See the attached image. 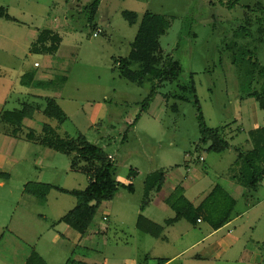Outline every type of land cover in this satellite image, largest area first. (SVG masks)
Here are the masks:
<instances>
[{"label": "rangeland", "instance_id": "obj_1", "mask_svg": "<svg viewBox=\"0 0 264 264\" xmlns=\"http://www.w3.org/2000/svg\"><path fill=\"white\" fill-rule=\"evenodd\" d=\"M92 1L0 0V7L12 18L0 17V112L24 104L34 107L33 117L23 119L15 136L5 132L7 126L0 122V264H24L33 250L43 253L48 264L71 263L77 257V250L52 248L48 237L60 233L64 225L54 219L71 209L76 197L55 188L43 199L24 191L25 184L33 182L82 190L89 181L83 170L71 168L72 156L26 136L29 130L43 136V122L62 138L82 134L112 156L118 190L99 204L84 233L89 247L101 246L102 257L114 252L117 264L121 258L142 264L149 245L145 239L153 240L135 226L139 213L149 214L140 206L148 200L144 183L152 171L164 172L159 190L148 196L160 222L161 216H169L163 202L175 196L171 187L176 182L195 186L200 178L222 185L237 198L238 212L246 201L256 206L231 227L264 215V174L255 189L244 188L237 180V153L251 148L248 130L264 126V109L246 94L244 56L234 58L250 48L252 60L264 65V36L253 26L251 36L243 34L245 19L253 22L264 16V0H99L94 24L103 32L97 36H92L94 28L86 21V6ZM125 9L139 18L148 10L169 20L159 37L161 53L180 62L182 80L192 73L204 121L210 128L226 125L223 135L229 148L220 153L208 150V144L196 149L200 138L196 108L189 101H176L178 111H171L168 105L174 100L166 103L162 97L174 89L170 83L157 88L148 108L141 110L151 84L139 86L125 79L117 66L138 27V22L130 25L123 18ZM44 27L58 32L62 42L54 54L31 53V34ZM34 61L40 67H33ZM29 70L40 76L39 81L50 82L43 87L22 85L21 73ZM45 97L57 101L67 116L64 122L43 115ZM188 241L184 238L179 244ZM260 250L264 255L263 245ZM35 264L44 263L36 259Z\"/></svg>", "mask_w": 264, "mask_h": 264}, {"label": "trees", "instance_id": "obj_2", "mask_svg": "<svg viewBox=\"0 0 264 264\" xmlns=\"http://www.w3.org/2000/svg\"><path fill=\"white\" fill-rule=\"evenodd\" d=\"M99 0H93L86 6V21L92 25L94 30V18ZM249 6L246 8L249 10ZM121 14L128 24L133 25L138 22L137 31L130 42V48L127 55L118 60L117 66L119 74L125 79L141 86L146 82L151 84L147 96L143 100L141 110L145 111L150 101L153 99L157 88L163 83H170L174 89L162 93L163 99L168 103L170 99L174 102L168 105L173 112L178 111L176 101H189L197 111V121L200 132L199 143L196 146L198 150L201 145H207V149L217 153L223 152L229 148L230 143L223 135V129L226 126L210 128L206 125L195 94V84L192 73L190 72L185 79H181L183 69L180 62L171 56H163L160 50L159 37L165 33L169 27V20L162 14L151 11H144L138 16L135 11L122 10ZM0 17L9 20L12 19L5 13V8L0 7ZM264 16L259 17L253 22L250 18L245 19L243 34L244 37L252 35L250 28H255V32L264 36ZM257 25V27H255ZM253 26V27H252ZM93 32V31H92ZM103 30L100 32L102 33ZM61 36L58 32L50 28H40L35 39L30 43L29 51L36 54H54L60 45ZM242 56L234 55L235 60L244 56L246 63L245 74L249 80V89L246 94L253 97L258 106L264 109V65L252 60L254 52L250 48L241 51ZM243 59V58H242ZM35 73L27 71L21 75L20 83L24 86L33 84L35 87H43L47 82L33 81ZM253 84L256 87H253ZM34 107L30 104H24L21 108L12 110H3L0 112V122L5 123L7 128L5 132L15 136L22 126L24 118H32ZM47 119L56 120L62 123L67 116L54 98L45 97V106L42 110ZM138 117V116H137ZM43 136L36 137L32 130L26 133L31 140L40 141L43 145L51 147L56 151H62L71 157V168L81 169L88 175V184L82 190H68L62 187L53 186L49 183L33 182L26 183L24 191L32 196L43 199L52 189H58L61 192L72 194L76 197L75 205L61 215L57 221L66 223L73 230L84 233L93 219L95 211L99 204L113 198L118 190L119 183L114 179L113 164L102 148L86 139L82 134L77 137H59L55 130L43 122ZM248 137L252 143L251 148L244 151H238L237 159L240 162L237 180L244 188L255 189L262 180L264 174V126H259L248 130ZM124 139V136H123ZM200 158V157H199ZM164 172L162 170L152 171L144 183L145 199H148L140 208L143 209L150 200L149 193L153 190H159L160 181L162 182ZM133 190L132 184L126 186ZM172 199H166L169 207L175 212L173 217L166 218L164 223L171 224L174 221L184 218L191 223L197 221V218L203 219L212 228L217 229L229 221L232 216V210L235 205V199L220 184H215L202 201L194 206L184 195L183 187H175ZM144 201V200H143ZM135 226L141 232L153 237H157L162 231V225L155 223L139 213L136 217ZM41 257L36 251H32L24 264H35V260Z\"/></svg>", "mask_w": 264, "mask_h": 264}, {"label": "crops", "instance_id": "obj_3", "mask_svg": "<svg viewBox=\"0 0 264 264\" xmlns=\"http://www.w3.org/2000/svg\"><path fill=\"white\" fill-rule=\"evenodd\" d=\"M96 27L99 26L97 25ZM37 29L33 35L31 34L33 37L30 42L35 39L39 30ZM50 29L55 31L51 27ZM48 60H51L50 57ZM35 62L36 61L33 62V67H40V64L35 66ZM33 72L35 73V71ZM23 73L25 72H22L21 75ZM42 73L45 76L48 74L46 72ZM39 80H41L40 76H37L35 73L33 81ZM30 86H33V84ZM34 95L37 96V94ZM228 127L229 126H227V128ZM178 183L182 184L181 182H176V184L171 187L170 192L172 191L174 193L175 187ZM214 185L215 183L213 184L210 181L200 178L198 184L195 186L192 185L191 187H188L187 185H182L183 195L194 206H197ZM232 198L235 199L232 216L227 223L217 229L212 228L203 219L200 222L196 221L191 223L184 218H180L171 224H165V219L173 217L175 214L167 204L166 200L163 202V205L169 208V216H161L162 221L160 222V219L154 217L159 214L151 209L150 204L152 203L153 198H150V202H148V204L142 209V212L148 211L149 214H146L145 216L151 221L161 224L163 228L157 237L148 235L153 239L150 242L145 239V242L149 245L147 249H144L142 264H171L174 262H177V264H264V255L260 250L261 246H264V215L261 213V217L257 216V220L248 218L246 222H242L238 227H231L230 225L233 224L237 218L243 216L247 217L248 213L256 207L255 205L249 206V202L246 201L245 208L243 207V210L238 212V210L235 209L238 207L237 198L234 196H232ZM156 205L158 206L159 204ZM261 207L264 208V206ZM159 208L161 207L159 206ZM234 213H236L235 216H233ZM59 217L54 219V223H63L64 226L60 233L53 232L49 234V245L55 250L61 252H74L76 250L78 252L76 253L77 257L72 259L71 263H68L67 261L64 264H98L99 259H102V264H107L108 260L112 262L111 264H117V260L114 259V252L110 255L107 254V257H102L103 251L100 248L101 246H98V248L89 247L90 243L87 244L88 239H86V233L81 234L70 228L66 223L57 221ZM184 238H188L189 241L180 245V240H183ZM91 250L93 251L91 255L96 256V258L90 257L91 255H89L88 251L90 252ZM193 251H195V253H192ZM36 252L42 256L44 264H48L43 253H40L39 251ZM154 258L155 261L150 263L151 259ZM121 259V264H135L131 258Z\"/></svg>", "mask_w": 264, "mask_h": 264}, {"label": "built area", "instance_id": "obj_4", "mask_svg": "<svg viewBox=\"0 0 264 264\" xmlns=\"http://www.w3.org/2000/svg\"><path fill=\"white\" fill-rule=\"evenodd\" d=\"M101 31H102L101 28H96V29L92 32V36H97V35H99V33H100ZM34 65L37 66L38 63L35 62ZM108 157L111 158L110 155H108ZM200 159H201V157H200ZM200 221H201V219H200V218H197V222H200Z\"/></svg>", "mask_w": 264, "mask_h": 264}]
</instances>
